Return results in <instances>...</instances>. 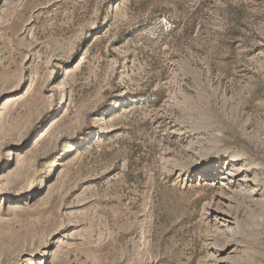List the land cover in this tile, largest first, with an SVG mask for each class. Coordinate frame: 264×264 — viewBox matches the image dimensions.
Segmentation results:
<instances>
[{
    "label": "rangeland",
    "instance_id": "obj_1",
    "mask_svg": "<svg viewBox=\"0 0 264 264\" xmlns=\"http://www.w3.org/2000/svg\"><path fill=\"white\" fill-rule=\"evenodd\" d=\"M0 264H264V0H0Z\"/></svg>",
    "mask_w": 264,
    "mask_h": 264
}]
</instances>
